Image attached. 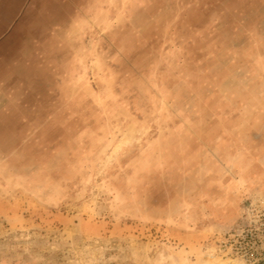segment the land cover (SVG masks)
<instances>
[{
	"label": "rangeland",
	"instance_id": "obj_1",
	"mask_svg": "<svg viewBox=\"0 0 264 264\" xmlns=\"http://www.w3.org/2000/svg\"><path fill=\"white\" fill-rule=\"evenodd\" d=\"M0 15V264H264V0Z\"/></svg>",
	"mask_w": 264,
	"mask_h": 264
},
{
	"label": "flooded vegetation",
	"instance_id": "obj_2",
	"mask_svg": "<svg viewBox=\"0 0 264 264\" xmlns=\"http://www.w3.org/2000/svg\"><path fill=\"white\" fill-rule=\"evenodd\" d=\"M0 18H2L1 15H0Z\"/></svg>",
	"mask_w": 264,
	"mask_h": 264
}]
</instances>
